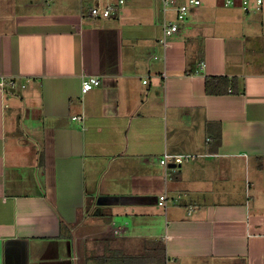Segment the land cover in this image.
<instances>
[{
  "label": "crops",
  "instance_id": "crops-1",
  "mask_svg": "<svg viewBox=\"0 0 264 264\" xmlns=\"http://www.w3.org/2000/svg\"><path fill=\"white\" fill-rule=\"evenodd\" d=\"M233 1L165 46L162 0H0V264H264V0Z\"/></svg>",
  "mask_w": 264,
  "mask_h": 264
},
{
  "label": "built area",
  "instance_id": "built-area-1",
  "mask_svg": "<svg viewBox=\"0 0 264 264\" xmlns=\"http://www.w3.org/2000/svg\"><path fill=\"white\" fill-rule=\"evenodd\" d=\"M263 0H257V4L261 5ZM227 4H233V0H226ZM120 4L124 3V0H119ZM163 3V10L164 14H166L169 10L175 11L176 18L174 20H165L163 23V37L162 43L167 46L168 39L175 35L179 31V23L186 21L188 13H189V4L199 5L201 2L200 0H189L187 4H182L176 6V0H162ZM244 9L247 11L249 9V0H243ZM113 6H108L106 8L95 7L91 10L92 15L108 18L114 12ZM259 9V7H258ZM146 83V81H145ZM6 84L5 78L0 76V87L4 88ZM9 84L14 87L15 82L14 80H10ZM101 85V80L98 77L90 76L84 78L82 80L81 91L83 94L88 93L89 91L93 90L95 87H99ZM75 119H80L76 117ZM195 155H172V154H165L161 159V164L166 168L170 166H178L182 165L186 161H190L195 159ZM160 205L166 204V196H161Z\"/></svg>",
  "mask_w": 264,
  "mask_h": 264
},
{
  "label": "trees",
  "instance_id": "trees-1",
  "mask_svg": "<svg viewBox=\"0 0 264 264\" xmlns=\"http://www.w3.org/2000/svg\"><path fill=\"white\" fill-rule=\"evenodd\" d=\"M234 79H229L226 76H219V77H207L206 78V85L205 90L206 93L209 95H223L227 93H231L234 90L235 86L233 83ZM221 143V138H219L218 145Z\"/></svg>",
  "mask_w": 264,
  "mask_h": 264
},
{
  "label": "water",
  "instance_id": "water-1",
  "mask_svg": "<svg viewBox=\"0 0 264 264\" xmlns=\"http://www.w3.org/2000/svg\"><path fill=\"white\" fill-rule=\"evenodd\" d=\"M110 202H111V199L107 197H100L97 201V203L100 205L110 203Z\"/></svg>",
  "mask_w": 264,
  "mask_h": 264
}]
</instances>
